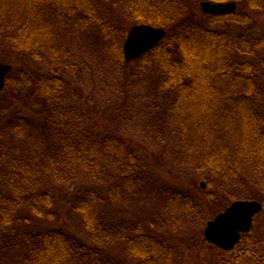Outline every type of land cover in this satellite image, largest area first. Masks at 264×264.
<instances>
[{
    "label": "trees",
    "instance_id": "trees-1",
    "mask_svg": "<svg viewBox=\"0 0 264 264\" xmlns=\"http://www.w3.org/2000/svg\"><path fill=\"white\" fill-rule=\"evenodd\" d=\"M199 1L0 0V54L10 45L45 62L41 72L12 68L5 82L2 98L12 96L13 110H21L22 98L23 109H39L41 120L34 126L7 113L9 121L0 124V264H124L105 253L107 242H122L138 264H173L171 244L142 221L113 212L114 201L155 195L172 226L199 218L218 199L262 203L236 247L218 249L203 264H264V23L253 25L255 15L264 19V0H205L234 1L237 8L197 18L192 10ZM111 5L131 26L162 28L165 37L126 61L122 45L130 25L109 15ZM74 36L104 60L90 62L88 71L105 76L110 68L111 79L100 81L98 92L129 104L116 107L124 127L133 130V104L145 103L138 104L137 114L146 116L140 138L169 148L171 162L202 176L205 188L160 184L148 150L85 122L82 96L65 77L79 70ZM78 181L82 186L64 201L92 244L66 227L29 228L34 219H57L56 187Z\"/></svg>",
    "mask_w": 264,
    "mask_h": 264
},
{
    "label": "rangeland",
    "instance_id": "rangeland-1",
    "mask_svg": "<svg viewBox=\"0 0 264 264\" xmlns=\"http://www.w3.org/2000/svg\"><path fill=\"white\" fill-rule=\"evenodd\" d=\"M204 1L205 0H200L193 6V15L197 18H200L201 13H204L200 8L201 2ZM229 2L234 1L218 3ZM108 9L110 11L109 15L121 25L127 26L131 24V21L123 16V12L119 7L114 8L111 5L110 7H108ZM253 19V25L256 26V28H260L261 24L264 23V19L260 14L255 15ZM202 20H205L204 16H202ZM253 25L251 24L252 28ZM132 26L130 25L129 27L131 28ZM245 32L247 31L245 30ZM74 37L77 40V44H75L74 47H77L80 50H77L75 52L73 62L77 64L76 66H78L79 70H76L74 72L68 71V74L65 77L69 86L72 88L74 95L79 93L82 96L81 99H78V106L83 112L85 122L87 124H96L98 129L103 133H108L113 130L119 136L126 137V139H128L133 144V146L139 149L141 147V149L148 150L151 157L149 162L148 160L146 161L148 162L149 168L152 166V169L154 170L153 172L159 177L160 184L170 186H186L188 184H194L195 186H197V188H200L202 186L203 188H205V180L202 176H199L190 171H184L171 162L169 148L164 145L152 146L148 143H144V140L140 138L142 137L140 136L141 131L143 130L142 124L146 116L144 117L142 113L137 114L140 107L138 104L145 103L133 104V112L131 114V116L135 118L133 130L129 131L126 129V127H124L123 123L120 121L121 119H118L117 115L119 109H117L116 107L127 103L119 98H115L112 102H108L106 99L100 97V94L98 92L100 81L102 82L105 78L109 80L111 79L108 73L110 71V68L107 69L105 76H103L104 74L102 72H99L98 70L96 71L93 66L92 67L95 69V72L88 71L87 68L90 69L91 66L90 62H92V64H99L104 62V60L100 59V56L98 54L95 56L94 54L90 55L91 51H89V42L85 38H77V36ZM0 62L2 64L10 65L12 68L22 66L30 69H35L40 72L45 69V62H38L37 60L31 59L24 54L15 53L10 45L4 46V49L0 54ZM4 89L0 94V120L3 119L2 121H0V124L4 123L6 120L7 122L9 121V119L5 116L7 113H9L14 115L21 114L24 119L33 123L34 126L39 125L41 116L40 114H38V112L41 111L39 109H37V111H26L25 109H23L24 105L21 101L22 98H20V100L18 98L17 100L21 102L18 105L21 110H13L10 102L14 101L12 99V96L8 94L9 96H7V98H2ZM139 92L143 94V87ZM152 114L155 115L154 113ZM153 115L149 114V117H152ZM139 120H141V122ZM1 131L5 133V131L0 129V132ZM15 148H19V143H15ZM71 184L58 185L56 187L57 196L59 198L57 204V213L59 214L57 219L46 221L34 219L28 226L29 228L35 230H46L49 229V227L59 226L66 227L64 229L73 234H79L85 240V242L92 244V237L85 232L84 228H82L81 220L76 214L72 213L68 209L64 201V199L66 198L69 200V197H71L75 190L79 189L82 186V183H80L79 181ZM230 204L224 205L218 199L215 201V204H209V207L211 209L206 212H201L202 215L199 218L187 220L180 226H178V224L172 226L169 223L168 215L167 213H165L166 211L164 209L163 198L161 196H149L145 197L144 199L140 198V200L133 197H128L125 199L123 198L114 201L113 209L115 208V210L113 212L119 219H137L139 221H142L145 224V227L149 229V231L157 234L159 237H161V239L166 240L168 245L171 244V246H173V252H175V255H177V258L173 264H203L210 258H214L216 255H218V249L221 251H226L213 244H210L204 237V230L207 227V223L213 220L216 215L223 212ZM210 211L212 213H210ZM17 226L19 228L22 227L19 224H17ZM102 246L107 255L114 257L120 262L124 264H138L136 258H134L126 251V248L122 244V242H107L103 243Z\"/></svg>",
    "mask_w": 264,
    "mask_h": 264
},
{
    "label": "water",
    "instance_id": "water-1",
    "mask_svg": "<svg viewBox=\"0 0 264 264\" xmlns=\"http://www.w3.org/2000/svg\"><path fill=\"white\" fill-rule=\"evenodd\" d=\"M200 8L207 14L231 13L237 8L235 2L210 3L201 2ZM166 35L162 28L139 24L130 28L122 50L124 59L131 61L151 51ZM11 66L0 62V94L5 86V79ZM262 209V204L255 200H237L223 212L207 223L204 237L222 250H231L238 243L240 234L247 232L253 217Z\"/></svg>",
    "mask_w": 264,
    "mask_h": 264
},
{
    "label": "flooded vegetation",
    "instance_id": "flooded-vegetation-1",
    "mask_svg": "<svg viewBox=\"0 0 264 264\" xmlns=\"http://www.w3.org/2000/svg\"><path fill=\"white\" fill-rule=\"evenodd\" d=\"M249 230H250V229H249ZM249 230H248V231H249ZM248 231H247V232H248ZM247 232H246V233H247ZM239 240H240V239H239ZM238 242H239V241H238ZM237 244H238V243H237ZM237 244H236V245H237ZM236 245H235V247H236ZM235 247H234V248H235ZM234 248H233V249H234ZM233 249H232V250H233ZM230 251H231V250H230Z\"/></svg>",
    "mask_w": 264,
    "mask_h": 264
}]
</instances>
